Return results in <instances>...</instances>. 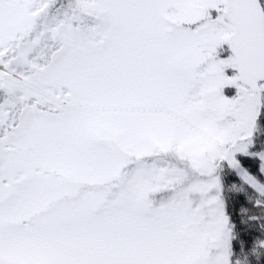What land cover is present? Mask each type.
<instances>
[{"label": "snow or ice", "instance_id": "6c2138e0", "mask_svg": "<svg viewBox=\"0 0 264 264\" xmlns=\"http://www.w3.org/2000/svg\"><path fill=\"white\" fill-rule=\"evenodd\" d=\"M0 264H264V0H0Z\"/></svg>", "mask_w": 264, "mask_h": 264}]
</instances>
